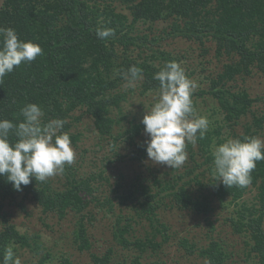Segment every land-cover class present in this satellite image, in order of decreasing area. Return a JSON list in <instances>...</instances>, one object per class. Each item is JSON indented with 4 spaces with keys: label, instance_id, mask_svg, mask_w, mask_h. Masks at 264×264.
<instances>
[{
    "label": "trees",
    "instance_id": "1",
    "mask_svg": "<svg viewBox=\"0 0 264 264\" xmlns=\"http://www.w3.org/2000/svg\"><path fill=\"white\" fill-rule=\"evenodd\" d=\"M117 3L127 4L133 17L131 24L127 15L118 13ZM159 22L165 24L163 32L154 28ZM138 23L144 24L139 34L135 27ZM0 26L14 28L20 39L39 44L43 50L35 61L22 63L0 82V119L14 124L23 120L21 109L34 103L43 107L45 121L66 119L65 132L72 125V113L84 109L94 118L102 137L111 135L115 125L110 116L111 109L120 106L121 99L125 98V93L117 91L122 79L114 74V69L127 70L133 65L138 66L144 75L142 93L156 90L159 82L153 76L163 65L155 64L156 61L174 60L171 53L162 47V42L168 37L183 36L194 41L201 48L203 57L211 54L208 43H213L217 57H225L222 72L208 78L211 87L197 95L210 94L220 108L227 111L229 119L241 118L255 102L248 90L239 89L237 79L246 80L254 69L264 75V0H4L0 7ZM97 28H112L115 35L101 40L96 36ZM133 48L138 50L136 55ZM187 70L189 76L193 71L188 73ZM193 102L195 107L196 100ZM255 121L256 126L262 128L264 116ZM144 130L141 122L132 124L128 133L132 139ZM221 132L218 124L208 131L204 139L196 142L199 152L208 161L214 159L213 144L216 139L221 141ZM10 139L15 142L16 137L11 135ZM142 152L147 154L146 150ZM208 170L212 173L211 168ZM64 173L67 175L63 190H57L51 178L45 182L33 178L29 185L21 186L22 191H16L6 177L0 176V221L4 225L0 232V262L9 244L19 247L34 245L37 250L41 246L37 239L40 236L32 238L22 234L10 222L8 213L3 212L6 200L14 202L23 195L40 206L44 214L57 213L60 217L68 212L77 216L87 214L92 204L106 213L114 211L115 204L111 199L102 200L96 196L100 186L96 184L99 181L96 174L77 178L71 168L66 170V166ZM252 177L251 185L244 188H228L216 179L207 182L197 180L208 188V194L202 191L199 195L193 194L187 183L179 184L178 181L170 187L157 180L159 189L154 193L143 185L130 189L120 197L123 200L131 198L135 202L138 217L121 214L112 220L115 242L128 251L129 246L138 250L147 246L157 247L158 235L162 237L158 247L169 240L170 228L160 222L158 215L164 208L159 203L163 197L169 198V203L180 209L207 215L214 210L211 205L213 199L222 207L236 204L252 187L256 191L255 205L243 204L242 208L233 211L234 215L228 221L236 233L245 232L251 240L246 241L249 247L243 254L253 257L256 260L254 264H264V161L257 162ZM168 189L171 191L166 192ZM162 193L165 195L161 196ZM18 206L27 212L25 202H19ZM142 219L148 220L156 232L147 236L146 241L133 234V223ZM209 224L213 225V222ZM75 242L79 251L91 252V238L82 220H77ZM180 244L187 255L198 256L203 264H233L235 258L241 256L225 246L223 241L213 238L212 234L208 235L204 246L193 244L189 239H180ZM114 255L115 248L107 249L102 256L91 252L92 264H135V261H114ZM50 258V253H46L40 264ZM61 264L74 263L67 257Z\"/></svg>",
    "mask_w": 264,
    "mask_h": 264
},
{
    "label": "rangeland",
    "instance_id": "2",
    "mask_svg": "<svg viewBox=\"0 0 264 264\" xmlns=\"http://www.w3.org/2000/svg\"><path fill=\"white\" fill-rule=\"evenodd\" d=\"M3 2L4 0H0V7ZM116 5L118 13L127 15L128 23L131 24L133 17L127 4L117 3ZM164 26L163 22H159L154 28L163 32ZM135 27L139 34L138 31L144 29V24L138 23ZM140 33L143 34V32ZM208 45H211V54L203 57L199 45L183 36L168 37L162 42V47L171 53L174 61L179 62L185 70L188 69V73L193 71L188 77L198 83L194 91L195 95L193 94L198 115L208 117L211 121L210 129L218 124L221 126V141L215 140L212 153L215 146L228 138H241L248 135L264 139V124L262 128L255 124L256 119H262L264 116V75L257 69H254L246 80L245 78L237 79L239 89L248 90L250 97L255 99L253 105L248 108V112L239 119H229L227 111H223L210 94L197 95L199 91L208 90L211 87L209 76L221 73L225 60V57H217L213 43ZM133 50V54L136 55L138 50L136 48ZM164 63L162 60H157L155 64L164 65ZM123 83L121 80L120 89L117 91L121 90L125 93V98L121 99L120 106L112 108L110 112V116L115 120L111 135L102 137L95 126L94 118L84 109L72 113L74 118H71L72 125L68 133L77 155L72 165H65L66 170L71 168L77 178H87L96 174L99 180L96 184L100 185H98L99 192L96 196L102 200L111 199L115 204L114 211L106 213L92 204L87 214L77 216L68 212L60 217L57 213L44 214L40 206L23 195H19L14 202L6 200L3 212L8 213L10 222L22 234L25 233L32 238L36 235L40 236L37 238L41 243L38 250L34 245L33 247H15L14 250L21 257L22 264H40L46 253H50L51 258L41 264H61V261L67 257H70L74 264H92L91 252L102 256L109 248H115L114 261L125 260L128 263L135 261V264H203L198 256L187 255L181 247L180 239H189L193 244L204 246L209 234L223 241L224 245L233 252L241 254L235 258L233 264H254L256 260L253 257L243 254L249 247L246 241L251 242L248 234L236 233L228 221V218L234 215L233 211L242 208L243 204L255 205L256 191L252 187L246 190L243 198L236 204L222 207L216 199H213L211 205L214 210L207 215H198L192 210L180 209L171 205L169 198L163 197L159 203L164 205V208L159 210L158 215L160 222L170 228L169 240L158 247L162 241V237L158 235L157 247L147 246L138 250L135 246H129L128 251L123 250V247L115 242L112 220L121 214L138 217L135 214V202L131 198L121 199L120 194L125 195L130 189L134 190L139 185L149 187L148 189L154 193L159 189L157 180L162 185L170 187H174L176 181L179 184L187 183L188 189L193 194L199 195L202 191L208 194V188L201 186L197 180L207 182L216 179L213 171L211 173L208 170L210 168L212 170L213 159L208 161L207 157L199 152L197 143L187 144V147L191 145L192 147L190 149L186 147L188 159L179 169L170 168L165 164H155L148 159L147 154L142 152L146 150L145 142L149 139L145 130L132 139L128 131L132 128V124L141 123L147 110L154 105L158 98L157 89L142 93V82H139L136 89L125 91L122 87ZM66 175L63 173L50 177L57 190L65 188ZM177 176L182 177L178 179ZM170 191L171 189H168L166 192ZM164 195L161 194V196ZM226 200L229 201L230 198ZM21 201L25 202L27 212L18 206ZM77 220L86 223L92 242L91 252H81L76 246ZM209 222H213V225ZM133 228V234L144 241L147 236L156 233L149 221L145 219L133 223ZM3 229L4 225L0 221V232ZM137 257L139 259L136 261Z\"/></svg>",
    "mask_w": 264,
    "mask_h": 264
},
{
    "label": "clouds",
    "instance_id": "3",
    "mask_svg": "<svg viewBox=\"0 0 264 264\" xmlns=\"http://www.w3.org/2000/svg\"><path fill=\"white\" fill-rule=\"evenodd\" d=\"M96 36L105 40L115 35L112 28H97ZM43 54L39 44L20 39L12 27L0 26V82L22 63L28 64ZM123 80V89H136L143 81V69L131 66L127 70L114 69ZM158 98L147 110L142 124L149 136L146 143L148 159L155 164L181 168L188 159L187 144H195L206 137L211 121L198 115L193 94L198 83L189 78L177 61H168L155 73ZM23 120L14 124L0 119V176H4L16 191H22L34 178L45 182L62 175L65 165H72L76 151L70 134L63 131L66 119L44 120L45 111L34 103L21 109ZM16 137L15 142L10 136ZM213 175L228 188L248 187L258 161H264V139L258 136L228 138L213 150ZM15 245L4 249L0 264H22Z\"/></svg>",
    "mask_w": 264,
    "mask_h": 264
}]
</instances>
